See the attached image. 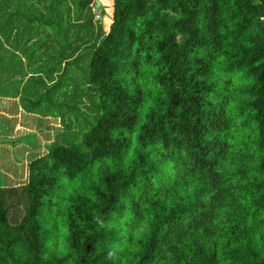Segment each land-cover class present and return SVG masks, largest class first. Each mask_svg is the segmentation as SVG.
Here are the masks:
<instances>
[{
    "label": "trees",
    "instance_id": "1",
    "mask_svg": "<svg viewBox=\"0 0 264 264\" xmlns=\"http://www.w3.org/2000/svg\"><path fill=\"white\" fill-rule=\"evenodd\" d=\"M21 1L0 0V96L29 74L40 93L11 95L63 131L0 187V264H264V0Z\"/></svg>",
    "mask_w": 264,
    "mask_h": 264
},
{
    "label": "crops",
    "instance_id": "2",
    "mask_svg": "<svg viewBox=\"0 0 264 264\" xmlns=\"http://www.w3.org/2000/svg\"><path fill=\"white\" fill-rule=\"evenodd\" d=\"M19 97V94L18 96L11 94L7 97L0 96V117L2 119L5 117L12 125L11 133L7 135L12 145H0V172L3 170L0 173L2 176L0 187L2 188L25 185L28 180L27 163L44 156L47 153L46 146L53 142L51 138L63 131L59 118L41 117L34 112H25L20 105ZM27 135L31 143L18 144L15 142L17 137ZM32 145L34 147L31 149ZM9 150H12L13 155L15 154L14 166H10L5 157V152Z\"/></svg>",
    "mask_w": 264,
    "mask_h": 264
},
{
    "label": "rangeland",
    "instance_id": "3",
    "mask_svg": "<svg viewBox=\"0 0 264 264\" xmlns=\"http://www.w3.org/2000/svg\"><path fill=\"white\" fill-rule=\"evenodd\" d=\"M21 1V0H20ZM30 1V0H29ZM27 1V0H22L21 1V6L22 7H25V9L26 8H28L29 7V5L31 4H41V2H33V1ZM98 2H100V5H101V3L102 4H105V5H107V4H109L110 3V0H98ZM67 3L68 4H70V8L72 9V11L74 10L73 8H74V6H73V3H71V0H67ZM14 6V5H13ZM12 6V7H13ZM39 9L41 8L40 6L38 7ZM95 11H97V10H95ZM92 12L93 14H95L94 15V20H97V19H99L100 18V13H99V15L97 14V12ZM96 15H98V18L96 17ZM72 19L74 20V16L72 15ZM84 19V18H83ZM22 41H20L19 43H11V45H3V48L4 49H6L7 50V52H9V53H12L14 56H15V58H18L19 56H23V54H24V49H25V45H23L22 43H26V40L28 39V37H29V34L28 33H23L22 34ZM40 37V36H39ZM3 41H4V38H1ZM31 40L30 41H27V43H26V45H28V44H30L31 42L33 43V39L32 38H30ZM73 47L75 48L76 47V45H79L80 44V42H77V40H73ZM18 44V45H17ZM2 52L3 51H1L0 53L2 54ZM88 52H86L85 53V57H84V59L82 60V64H84V65H87V62H88V58H87V56H86V54H87ZM12 54H10L11 56H12ZM5 57V56H4ZM24 58V57H23ZM22 58V60H21V63H22V66H24V68L27 70V69H33V68H37V67H41V66H43V68H45V65H50V66H52V67H56V64L55 63H53V62H51V63H49V61H44V60H37V61H32L31 63L29 62L28 64L29 65H27L26 64V60H24ZM18 60H16L15 61V59L13 58V61L12 62H9L8 64H6V66H9V67H13V66H17L18 65ZM14 68V67H13ZM13 68H11V69H9L10 71L12 70L13 71ZM16 72V71H15ZM28 72H30V71H28ZM18 72H16L15 73V76H11L9 79L7 78V79H5L6 80V82L3 84V86L1 87V89L3 90V91H5L6 93H10V94H13V91H12V89H13V87H17V88H19V87H22L23 89V95H22V98H28V97H30V98H32V96H29L28 95V92H31L33 95H37L38 93H40V89L39 88H41L40 86H36V85H34V82H33V80H30V78H28V76H29V74H27L26 75V77H24V78H22L21 77V75L20 74H17ZM73 76H74V74H75V71H72V72H70ZM12 74H13V72H12ZM32 74V73H31ZM33 75V74H32ZM37 75V74H36ZM6 76V75H5ZM40 76L41 77H43V79L45 80V82H49V79L50 78H47V76H46V74L45 73H41L40 74ZM36 77V76H35ZM54 79H55V77H54ZM74 80H78V76H74ZM74 85H76V83H72V87L74 86ZM70 90H71V88L70 89H68L66 92H64V93H61V98L62 97H64V98H68V97H70L69 96V92H70ZM68 94V96H65V95H67ZM60 95V94H59ZM55 96H56V94H55ZM77 97H81L80 98V101L77 103V105H78V107L84 112V113H86V114H90L91 113V108H90V106H89V104H88V101H87V99L84 97V95L82 94V93H80V92H78V94H77ZM60 98V99H61ZM55 99V98H54ZM60 99H59V101H60ZM58 101V102H59ZM68 103H70V105L71 104H74V101L71 99V98H69L68 99ZM24 105L25 106H27V107H32V105L28 102V101H24ZM27 110H29V109H27ZM25 112H30V113H35L36 115H38V116H41V117H45V115L44 114H41V112H43V113H45V111H43V108H41L40 106H35L34 108H33V110H30V111H26V110H24ZM51 117V116H50ZM57 118V117H56ZM60 119V118H59ZM60 122H61V120H60ZM68 125H70V126H72L70 123H68ZM61 126H62V124H61ZM62 128H63V126H62ZM71 129H73V128H71ZM11 130H12V125H10V122L9 121H7L6 120V118L4 117L3 119L0 117V145H7V144H9L10 146L12 145V142L11 141H9L8 139H7V135L8 134H10L11 133ZM57 135V134H56ZM29 135H27L26 137L25 136H23V137H17V139L15 140V142H18V144H21V143H25V142H28V143H31L30 141H29V139L27 138ZM30 137H32V135H30ZM55 138H56V136L55 137H53V138H51V141L53 140V142L52 143H54L55 142ZM57 139V138H56ZM9 142V143H8ZM51 144V143H50ZM49 144V145H50ZM49 145H47L46 146V151L48 152V150H47V148H48V146ZM34 147V145H32L30 148L32 149ZM11 149V148H10ZM47 154V153H46ZM45 154V155H46ZM5 157H6V160H7V162H9V165L10 166H14V163H15V161H14V157H15V154L13 155L12 154V150H9V151H6L5 152ZM41 157V156H40ZM39 158V157H38ZM37 159V158H36ZM34 160V159H33ZM32 160V161H33ZM31 162V160L27 163V167H28V165H29V163ZM16 171H18V169H16ZM3 172V170H1V172L0 173H2ZM0 179H2V176H1V174H0ZM7 188H9V187H7Z\"/></svg>",
    "mask_w": 264,
    "mask_h": 264
},
{
    "label": "built area",
    "instance_id": "4",
    "mask_svg": "<svg viewBox=\"0 0 264 264\" xmlns=\"http://www.w3.org/2000/svg\"><path fill=\"white\" fill-rule=\"evenodd\" d=\"M95 12H97V14L99 15V12L98 11H95ZM98 15H96L97 18H98Z\"/></svg>",
    "mask_w": 264,
    "mask_h": 264
}]
</instances>
